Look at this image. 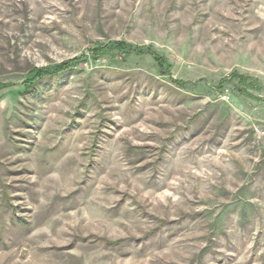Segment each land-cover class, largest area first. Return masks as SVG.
I'll list each match as a JSON object with an SVG mask.
<instances>
[{
    "label": "rangeland",
    "instance_id": "1",
    "mask_svg": "<svg viewBox=\"0 0 264 264\" xmlns=\"http://www.w3.org/2000/svg\"><path fill=\"white\" fill-rule=\"evenodd\" d=\"M0 264H264V0H0Z\"/></svg>",
    "mask_w": 264,
    "mask_h": 264
},
{
    "label": "trees",
    "instance_id": "2",
    "mask_svg": "<svg viewBox=\"0 0 264 264\" xmlns=\"http://www.w3.org/2000/svg\"><path fill=\"white\" fill-rule=\"evenodd\" d=\"M107 50L125 51L128 54H135V55H148V56H151L154 59V61L157 63L158 67L160 68V71L161 72H163L164 67H165V66H163L164 59H162L161 57H159L156 54V52L153 51L152 49L139 50V48H135V47L129 46V45L123 43V42H115V43H112V44H108V45L99 47L98 49L94 50L92 53H94V54H101V53H103L104 51H107ZM72 63H73V61H69V62H66L65 64H62V65L58 66L57 69H56V72H60V71L67 70L68 67ZM38 77L39 76H38L37 73L32 74L30 76L31 83H33L36 79H38ZM233 78H239L240 81H245L247 79V77L244 76V75L233 74L232 77H230V79H228V80H231ZM225 80L226 79L222 80L221 84H223L225 82ZM174 83L179 84L176 81H174ZM220 86L221 85H219V87Z\"/></svg>",
    "mask_w": 264,
    "mask_h": 264
}]
</instances>
